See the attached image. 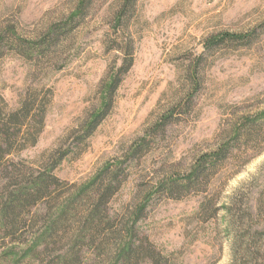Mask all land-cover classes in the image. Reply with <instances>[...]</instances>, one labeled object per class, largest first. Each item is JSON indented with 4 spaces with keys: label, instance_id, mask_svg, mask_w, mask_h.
Wrapping results in <instances>:
<instances>
[{
    "label": "rangeland",
    "instance_id": "374dc122",
    "mask_svg": "<svg viewBox=\"0 0 264 264\" xmlns=\"http://www.w3.org/2000/svg\"><path fill=\"white\" fill-rule=\"evenodd\" d=\"M227 34L248 38L212 44ZM0 36L8 112H45L10 160L57 162L47 197L0 217V264H114L125 227L153 264H264V0H0Z\"/></svg>",
    "mask_w": 264,
    "mask_h": 264
},
{
    "label": "trees",
    "instance_id": "16d2710c",
    "mask_svg": "<svg viewBox=\"0 0 264 264\" xmlns=\"http://www.w3.org/2000/svg\"><path fill=\"white\" fill-rule=\"evenodd\" d=\"M81 10L77 9L70 18L69 22H72L77 15H80ZM77 14V15H76ZM59 29L55 32L54 29L48 34V37L44 36L41 42L37 43V49L40 51L42 48H47L50 40V36L54 33H58ZM3 36H0V43L3 40ZM248 36L237 37L235 35H229L222 37L221 40H211L212 44L220 43L222 40L237 41L239 39H246ZM20 43V41H19ZM33 45V44H32ZM17 48V45H14ZM0 46V54H1ZM123 61V64L115 72H112L110 80L106 85V95L104 99V109L109 106V102L112 94L116 91L117 86L120 84L121 77L126 75L128 70L132 66V58H127ZM103 109V110H104ZM102 110V111H103ZM100 111L98 114H94L88 129L90 132L99 123V119L104 115V112ZM101 113V114H100ZM101 115V116H100ZM44 107L43 103L39 102L35 96L29 98V100L21 105V108L9 111L6 108L5 101L0 95V217L8 219V217L14 216V211L19 208H29L35 205L38 201L47 197L45 193L50 187V181L56 182L52 177V171L56 165L46 167L43 172H38L36 175L33 173H26L23 169H16L17 164L10 160L16 154L23 150L34 146L38 140V136L44 127ZM227 149H220L215 151L211 155H205L200 161V166L193 170L190 175L187 176V181L190 183L205 173L211 172L216 165V161L220 160L225 154ZM61 155L58 160H61ZM111 165H108L107 169L100 172L95 178H93L92 188L96 186L98 181H103L110 173ZM177 185V182H171L170 185H165V189L170 193L172 192V186ZM127 224V223H126ZM125 224V226H126ZM105 226V224H103ZM4 226V224H3ZM130 228L129 231H132ZM123 233V234H122ZM133 233V232H131ZM128 230L125 227V231L119 233L120 246L116 250L114 255V264H140L155 262L154 253L150 248L145 247L143 243L137 245L133 241L126 242L122 245L125 236H128ZM132 237V235H131ZM122 242V243H121Z\"/></svg>",
    "mask_w": 264,
    "mask_h": 264
}]
</instances>
